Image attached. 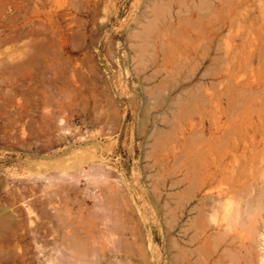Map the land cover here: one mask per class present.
<instances>
[{
  "label": "rangeland",
  "instance_id": "obj_1",
  "mask_svg": "<svg viewBox=\"0 0 264 264\" xmlns=\"http://www.w3.org/2000/svg\"><path fill=\"white\" fill-rule=\"evenodd\" d=\"M193 1L0 0L13 264H264V0Z\"/></svg>",
  "mask_w": 264,
  "mask_h": 264
},
{
  "label": "bare ground",
  "instance_id": "obj_2",
  "mask_svg": "<svg viewBox=\"0 0 264 264\" xmlns=\"http://www.w3.org/2000/svg\"><path fill=\"white\" fill-rule=\"evenodd\" d=\"M201 2H203L204 3V0L202 1V0H200ZM193 9H192V14L193 15H195L196 14V7H197V5H198V2L196 3V0H194L193 1ZM206 3V2H205ZM204 3V4H205ZM202 4V3H201ZM212 5L215 7V11L217 12V13H220V14H223L224 12H225V4H224V2L223 1H218V2H215L214 4L212 3ZM202 5H199V7H201ZM204 6V5H203ZM202 6V7H203ZM201 7V8H202ZM198 11H199V8H198ZM23 33H25L26 35H30L31 33L29 32V31H26V30H23L22 31V35H23ZM197 39H199V37H197V38H195V39H193L190 43H189V46H188V49H189V54H193L194 52H195V41L197 40ZM1 41H2V39H1V36H0V45H1ZM34 48H35V50H34ZM40 44L38 43V47H37V43L36 42H31V43H29V45L26 47V49H27V54H28V56H29V58L27 59V61H26V64H24V63H21V64H19V65H17V67L15 68V67H12V65L10 64V63H4L3 65H0V73H3V75H1L0 74V92H2L3 91V84L2 83H4V84H6V85H8L7 83L8 82H10V81H12L13 80V78H14V74H15V72H17V73H20L21 72V70H30V66L31 65H33L32 63H36V62H39L40 61V58L42 57V54L41 53H39V52H41L40 51ZM261 57H262V52H261V49H259V60L261 59ZM262 61V60H261ZM260 61V62H261ZM2 66V67H1ZM12 83V82H11ZM182 92V91H181ZM180 95V94H179ZM179 95H177V96H179ZM176 96V95H175ZM175 98V97H174ZM182 99V96H180L179 97V102L180 101H182L181 100ZM203 117V116H202ZM203 119V118H202ZM202 121H204V119L202 120ZM197 124L198 123H195V125L197 126ZM194 125V127H196ZM185 126V125H184ZM183 126V127H184ZM198 130V129H197ZM210 130V129H209ZM169 131H173V130H169ZM185 132H186V130H184ZM195 129L193 130V135H195L196 133H197V131H195ZM201 130H198V133L197 134H199V132H200ZM189 132V131H188ZM211 132V131H210ZM170 134H171V132H169ZM212 133V132H211ZM202 133L200 132V135H198V136H202V135H205V134H202ZM184 135H185V133H184ZM185 138V137H184ZM186 138L187 139H189L188 138V136H186ZM178 153V152H177ZM177 154L175 153V156H176ZM245 158H248V156L247 155H245L244 156ZM180 182H181V180H180ZM177 183H179V181L177 182ZM105 191V190H104ZM105 193H106V191H105ZM106 195H107V193H106ZM105 195V196H106ZM108 196V195H107ZM11 205V204H10ZM1 206H3V205H1ZM0 206V207H1ZM51 209H50V211H49V213L51 214V215H54L55 213H56V211L54 210V208L53 207H50ZM14 209V208H13ZM12 211V214H13V210L11 209H6V210H4V211H2V213H0V264H13L11 261H10V255L9 254H13V252H11L12 251V249H11V251H10V248H11V241H8L7 240V238H6V240L4 239V230H6L7 231V233H9V231H10V226L12 227H14V225H11V221H10V216H9V213L8 212H11ZM15 212V211H14ZM49 214V215H50ZM56 215H57V213H56ZM52 217H54V216H52ZM12 220V219H11ZM13 224V223H12ZM70 224H72V223H69V225H66V228H68V227H70ZM68 226V227H67ZM74 226V224H72L71 225V227H73ZM70 227V228H71ZM9 228V229H8ZM65 228V227H64ZM78 229V227H76V226H74V229L72 228V231H74V233L73 232H71V231H68V232H64V231H66L65 229H64V231H63V233L61 234V241H62V243H63V245L66 247V249H68V251L72 254V255H74L76 258H85V257H87L88 255H89V253H90V245H89V243H87V241L88 240H86V239H82V238H80L79 237V229L78 230H76V229ZM8 229V230H7ZM71 230V229H70ZM13 231H14V229H13ZM77 231V233L79 234V235H76L77 233H75ZM6 233V232H5ZM11 233H13V232H11ZM14 233H16V232H14ZM260 235H261V238L264 240V234L261 232L260 233ZM81 236V235H80ZM7 237H8V234H7ZM81 237H83V236H81ZM11 238V237H10ZM9 237H8V239H10ZM86 238V237H85ZM2 239H4V240H2ZM12 241H15V240H12ZM18 247V246H17ZM14 251H15V249H13ZM108 254V253H107ZM106 255V254H105ZM109 256V255H108ZM12 257V256H11ZM102 257H103V255H102ZM107 258V257H106ZM110 258V257H109ZM218 258L219 259H221L220 257H217V260H218ZM104 260V259H103ZM102 261V260H101ZM108 261H109V259H108ZM104 262V261H103ZM107 262V261H106ZM108 264H111L110 262H107ZM103 264V263H102ZM105 264V263H104Z\"/></svg>",
  "mask_w": 264,
  "mask_h": 264
},
{
  "label": "crops",
  "instance_id": "obj_3",
  "mask_svg": "<svg viewBox=\"0 0 264 264\" xmlns=\"http://www.w3.org/2000/svg\"><path fill=\"white\" fill-rule=\"evenodd\" d=\"M247 12H249V11H247ZM42 58H43V55H42V57L40 58V61H39V63H41V61H42ZM37 63H38V62H37ZM38 73H45V71L41 72V71H39V70H38Z\"/></svg>",
  "mask_w": 264,
  "mask_h": 264
}]
</instances>
